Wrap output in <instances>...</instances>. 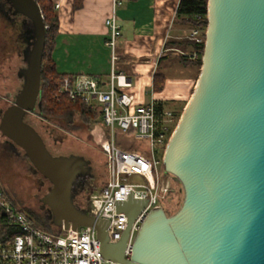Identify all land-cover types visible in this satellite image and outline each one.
<instances>
[{"label":"water","instance_id":"1","mask_svg":"<svg viewBox=\"0 0 264 264\" xmlns=\"http://www.w3.org/2000/svg\"><path fill=\"white\" fill-rule=\"evenodd\" d=\"M30 22L23 83L0 116V132L25 152L51 186L40 198L56 227L96 225L104 257L123 264H264V0H208L202 65L192 95L166 146L165 170L184 199L168 215L152 208L137 231L145 203L127 201L128 226L111 242L96 222L94 201L83 208L74 190L91 176L82 154H53L26 116L40 106L47 25L37 0H0Z\"/></svg>","mask_w":264,"mask_h":264},{"label":"built area","instance_id":"2","mask_svg":"<svg viewBox=\"0 0 264 264\" xmlns=\"http://www.w3.org/2000/svg\"><path fill=\"white\" fill-rule=\"evenodd\" d=\"M123 3L124 0H111L105 19L109 35L106 44L112 59L109 80L103 82L100 76L63 75L58 94L66 93L88 104L95 100L100 108L101 121L95 129L98 128L100 149L106 158V179L90 199L94 201L96 222L106 228L111 242L121 238L129 221L127 213L118 211V205L127 201L145 203L130 228L125 250V256L130 257L135 235L149 211L183 189L172 186L171 173L163 175L160 171L178 118L172 111L160 109L157 103H137L134 94L125 91L132 80L116 71V48L122 33L119 9ZM205 33L201 26L190 30L198 42L205 41ZM199 56L193 53V58ZM118 133L147 139L149 148L132 150L130 144L121 146L117 142ZM0 211L20 229V233L0 243V264H123L104 257L96 225L77 229L62 225L55 231L47 230L18 209L1 187Z\"/></svg>","mask_w":264,"mask_h":264},{"label":"crops","instance_id":"3","mask_svg":"<svg viewBox=\"0 0 264 264\" xmlns=\"http://www.w3.org/2000/svg\"><path fill=\"white\" fill-rule=\"evenodd\" d=\"M179 2L124 0L119 9L122 33L115 63L116 71L132 80L131 87L125 91L134 94L137 103H161L164 110L172 111L178 119L198 79L197 66L180 63L174 48L167 45L170 40L190 35L189 27L176 23ZM54 3L59 14V34L53 51L58 71L75 76H100L107 82L112 59L106 44L109 35L105 19L111 0H81L79 7H75V0H54ZM157 71L166 75L160 91L154 89ZM105 86L108 88L107 83ZM7 141L3 143L9 148Z\"/></svg>","mask_w":264,"mask_h":264},{"label":"rangeland","instance_id":"4","mask_svg":"<svg viewBox=\"0 0 264 264\" xmlns=\"http://www.w3.org/2000/svg\"><path fill=\"white\" fill-rule=\"evenodd\" d=\"M5 6L8 8V11L11 10V13L12 8L10 4L7 3ZM16 18H24L25 24L30 25V22L22 15H17ZM11 25L10 19L0 14V47L5 45L4 47L7 49L5 55L1 54L4 51L0 50V116L2 111L14 102L15 96L24 81L23 77L18 75V72L27 64L18 48L16 47L15 49V42L17 40L15 39V35L17 36V34L12 30ZM91 104L96 105L95 100H92ZM28 120L39 129L49 149L54 154L78 153L92 159L93 167L98 174L94 184L95 186L103 184V181L106 179V159L100 149L98 128L95 129L97 122L88 126L82 122L80 116L76 115L74 123L71 125L63 126V128L61 126H53L52 128H55L56 132L53 134V137H50L44 131L38 111L29 113ZM99 121H101V117H99ZM54 139L57 141L54 142ZM5 140L7 139L0 132V183L7 190L8 198L18 209L29 210L32 216L34 214L41 216L40 222L34 221L43 228L51 231L57 230L56 226L51 225L50 211L42 207L40 202V198L48 192L51 186L50 181L34 169L22 148L11 143H8L10 144L8 148L3 143ZM117 142L121 146L130 144L132 150L137 148L147 150L149 148L147 139L137 138L130 134L118 133ZM160 171L163 175H168L164 165H160ZM171 184L177 190L179 188L183 189L182 184L174 178ZM90 191L87 192L86 196L91 194ZM176 193L171 194L168 200L161 202L162 207L168 215L175 213L183 202L184 190Z\"/></svg>","mask_w":264,"mask_h":264},{"label":"trees","instance_id":"5","mask_svg":"<svg viewBox=\"0 0 264 264\" xmlns=\"http://www.w3.org/2000/svg\"><path fill=\"white\" fill-rule=\"evenodd\" d=\"M44 15V20L47 25V38L46 45L43 53L42 69H41V93H40V106L35 111H38L40 120L44 131L53 137L51 128L53 126H68L74 123L75 116H80L82 122L90 126L95 122H99L101 116L100 108L97 105L86 103L81 98H72L66 93L58 94V88L62 81L63 75H70L60 73L57 69L55 60L53 58V51L56 46L57 36L59 34V14L54 8V0H37ZM81 5V0H75V7ZM208 0H180L177 11H176V23L183 24L187 27H203L207 29L208 25ZM12 26V25H11ZM23 31L29 30L30 25H25ZM21 26L18 23L12 26V30L15 31L16 45L21 42ZM21 30V31H20ZM3 35V34H2ZM23 36V35H22ZM206 37V35L204 34ZM4 38V37H2ZM15 45V49H16ZM169 48H174L176 51L175 58L182 64H194L198 68V76L202 65V55L205 47V41L198 42L191 35H187L180 39L170 40L167 43ZM5 46V45H4ZM1 46V54H6V47ZM19 50V49H18ZM198 53V58H193V53ZM23 58H24V54ZM166 75L164 72L157 71L154 76V89L160 91L163 89L165 84ZM160 109H163L162 104H157ZM26 121L32 124L28 120V114ZM33 125V124H32ZM34 126V125H33ZM36 129L37 127L34 126ZM39 131V129H37ZM42 135V133L39 131ZM3 136V135H2ZM4 137V136H3ZM43 137V135H42ZM44 138V137H43ZM45 140V139H44ZM46 142V141H45ZM54 142L56 140L54 139ZM47 144V143H46ZM48 147V145H47ZM49 148V147H48ZM51 151V150H50ZM52 152V151H51ZM53 153V152H52ZM54 154V153H53ZM71 154V153H70ZM78 154V153H77ZM105 157V156H104ZM106 159V158H105ZM92 161V159H90ZM106 166V163H105ZM0 187L7 194V190L4 186ZM22 211L32 221L37 220L40 222L41 216L34 215L22 209ZM52 225V223H51ZM50 228V226H48ZM20 233L18 225L12 223L8 216L0 211V243L6 241L9 238L14 237Z\"/></svg>","mask_w":264,"mask_h":264},{"label":"flooded vegetation","instance_id":"6","mask_svg":"<svg viewBox=\"0 0 264 264\" xmlns=\"http://www.w3.org/2000/svg\"><path fill=\"white\" fill-rule=\"evenodd\" d=\"M10 11H8V8H6V6H4L0 10V14H3L4 16H7L10 19V22L12 23V26L14 24H16V23H18V25L21 26L20 29L22 30V32H21V37L22 38H21L20 44L16 45V47L19 49L20 54H24L25 51L27 50L28 42H29L28 30L23 31V29L26 28L25 27V25H26L25 24V19L24 18L23 19H17L16 18L17 15L12 14V12L10 13ZM20 49H21V51H20ZM54 129L55 128H51L50 129L53 134L56 132ZM96 177H98V174L96 173V171H95V169L93 167V164H92L91 176L82 177V178H79L77 180L76 185H75V190H74V198H75V202H76L77 205H79V206H81L83 208L87 207L88 206V202H89L90 197H91V194L101 187V186H95L94 181H95ZM89 191L91 192V194H89V196H86L87 192H89ZM87 198H88V201H87ZM86 201H87V204H86Z\"/></svg>","mask_w":264,"mask_h":264}]
</instances>
